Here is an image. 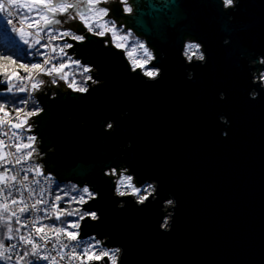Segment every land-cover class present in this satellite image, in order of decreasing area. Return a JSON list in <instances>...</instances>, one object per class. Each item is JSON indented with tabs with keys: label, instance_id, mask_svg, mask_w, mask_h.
<instances>
[{
	"label": "water",
	"instance_id": "obj_1",
	"mask_svg": "<svg viewBox=\"0 0 264 264\" xmlns=\"http://www.w3.org/2000/svg\"><path fill=\"white\" fill-rule=\"evenodd\" d=\"M156 2L149 0L132 26L166 54L158 61L163 76L146 83L120 57L89 45L106 83L71 100L45 98L41 134L59 146L63 171L95 173L89 182L100 198L89 207L99 209L102 220L85 223L84 235H110L125 249L123 264H264V91L258 100L248 98L256 86L240 56L264 55V0H241L231 13L206 0ZM184 32L205 44L203 67L180 58ZM188 67L193 80L186 79ZM74 113L78 119L69 123ZM220 115L230 125L220 123ZM107 119L116 122L110 134L102 127ZM129 140L132 147L121 149ZM121 158L141 179L159 181L158 200L137 208L129 198L124 209L116 208L103 168ZM170 193L178 207L172 230L162 232L160 204Z\"/></svg>",
	"mask_w": 264,
	"mask_h": 264
},
{
	"label": "clouds",
	"instance_id": "obj_2",
	"mask_svg": "<svg viewBox=\"0 0 264 264\" xmlns=\"http://www.w3.org/2000/svg\"><path fill=\"white\" fill-rule=\"evenodd\" d=\"M166 2L178 5L184 0ZM206 2L231 13L241 0ZM148 4L149 0L146 7L144 0H0V264H123L125 249L110 235H84L85 223L102 220L99 209L89 207L100 198L89 182L95 173L63 171L67 162L59 146L41 134V127L48 112L45 98L71 100L106 83L92 62L89 45L120 57L127 71L146 83L163 76L158 61L166 54L132 26ZM230 43L231 37L225 36L222 44ZM179 55L185 65L203 67L208 62L205 44L190 32L182 34ZM240 56L247 60L250 82L256 86L248 90V98L258 100L264 91V55ZM194 78L188 67L186 79ZM218 98L225 100L226 93L221 91ZM72 116L78 119V113L67 117L69 123ZM218 120L231 123L226 115ZM85 123L80 121L81 126ZM102 127L106 134L113 133L116 122L107 119ZM221 136L227 138L226 129ZM131 147L130 140L120 145ZM103 178L111 185L118 209H124L129 198L137 208L159 199V181L141 179L122 158L103 168ZM177 207L171 193L161 201L160 231L172 230Z\"/></svg>",
	"mask_w": 264,
	"mask_h": 264
}]
</instances>
